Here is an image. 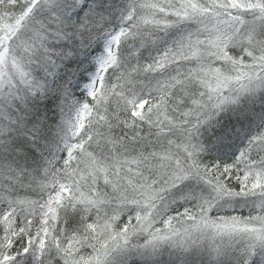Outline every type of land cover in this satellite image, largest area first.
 <instances>
[{
  "label": "snow or ice",
  "instance_id": "obj_1",
  "mask_svg": "<svg viewBox=\"0 0 264 264\" xmlns=\"http://www.w3.org/2000/svg\"><path fill=\"white\" fill-rule=\"evenodd\" d=\"M0 264H264V0H0Z\"/></svg>",
  "mask_w": 264,
  "mask_h": 264
}]
</instances>
